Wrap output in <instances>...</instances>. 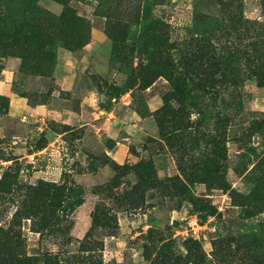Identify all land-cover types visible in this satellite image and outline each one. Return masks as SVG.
Listing matches in <instances>:
<instances>
[{
	"label": "rangeland",
	"instance_id": "rangeland-1",
	"mask_svg": "<svg viewBox=\"0 0 264 264\" xmlns=\"http://www.w3.org/2000/svg\"><path fill=\"white\" fill-rule=\"evenodd\" d=\"M0 264H264V0H0Z\"/></svg>",
	"mask_w": 264,
	"mask_h": 264
}]
</instances>
